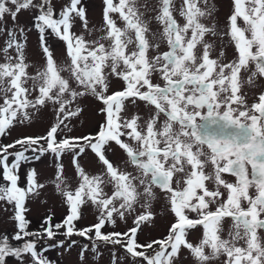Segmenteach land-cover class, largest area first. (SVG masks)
<instances>
[{
	"label": "snow or ice",
	"instance_id": "obj_1",
	"mask_svg": "<svg viewBox=\"0 0 264 264\" xmlns=\"http://www.w3.org/2000/svg\"><path fill=\"white\" fill-rule=\"evenodd\" d=\"M103 2V35L89 40L72 31L76 19L88 30L82 0H67L59 11L52 0H0V22L10 16L15 23L22 10H36L32 27L39 33L45 60L41 70L29 75L25 43L17 38L25 29L0 27V34L7 33L2 49L6 62L0 63V137L17 123L29 122V109L39 111L50 104L56 116L44 135L0 144V175L6 182L0 185V202L14 208L17 231L11 239L23 241L13 246L7 235L0 236V264L8 257L17 264H53L44 254L48 247L38 250L37 244L42 238L53 239L61 228L66 237L119 245L133 264H178L184 249L193 264H216L221 257L223 264H264V92L250 107L242 93L245 83L255 87L257 77H264V0H232L225 32L217 31L210 0H181L178 9L175 0H158L155 8L140 0ZM177 11L182 24L174 15ZM149 12H155L152 19L159 31H152ZM113 13L123 27L117 26ZM49 31L65 42L64 65H58L46 42ZM217 36L228 37L237 52L235 60L221 63L211 58L214 45L207 38ZM161 44L166 51H160ZM250 63L255 70L242 80V70L247 72ZM154 75L162 83H154ZM113 78L122 80L124 87L109 94ZM28 80L38 91L35 99H29L30 89L24 86ZM85 96L103 105L104 123L94 135L58 139V133L70 131L66 121L83 112L79 104ZM137 101L151 107L147 119L136 112L126 114V104ZM113 143L127 158L124 168L108 158ZM17 146L20 150L10 151ZM86 149L102 165L100 173L89 174L80 165ZM28 152L35 160L45 153L56 158L52 184L69 207L62 223L53 225L52 217H46L41 232L28 231L24 215L26 199L45 187L35 168L27 173L26 187L19 186L18 170L29 160ZM65 153L73 157L75 189L59 162ZM225 174L235 182H228ZM109 186L110 193L105 191ZM159 199L174 220L165 237L140 243L138 232L155 219L151 209ZM87 204L96 209L97 222L76 229L74 222ZM127 216L133 217V226L126 231H101L106 223L115 226ZM226 218L231 225L225 234ZM196 229L202 236L193 243L188 236ZM55 246L63 248L64 241ZM97 248L94 244L92 251ZM87 251V245L81 248V259Z\"/></svg>",
	"mask_w": 264,
	"mask_h": 264
},
{
	"label": "rangeland",
	"instance_id": "obj_2",
	"mask_svg": "<svg viewBox=\"0 0 264 264\" xmlns=\"http://www.w3.org/2000/svg\"><path fill=\"white\" fill-rule=\"evenodd\" d=\"M67 0H52V6L59 11ZM118 2V0H117ZM141 3H147L150 8H155L158 5V0H140ZM177 9L181 3V0H175ZM210 3L214 4V22L217 27L218 32H225L227 30V18L232 11L233 3L232 0H210ZM82 5L86 10L88 18V30L86 31L79 19L74 20L72 31L77 35H84L86 39H98L103 35L102 29L104 27L103 21V0H82ZM37 12L35 9L22 10L16 18L15 23L12 21L10 16H6L2 22H0V27L12 28V27H23L25 29V34L23 37L18 36V40L25 43L24 54L25 62L29 65L27 72L29 75H35L38 70L44 67L45 60L43 53L41 51V45L39 40L38 31L32 27L33 17ZM155 12H149L148 18L151 20L150 27L152 31H159L160 26L152 19ZM179 23H183V18L179 16L178 11L174 13ZM113 19L116 21L118 27H123V22L120 20L118 14H112ZM243 26V25H242ZM7 39V33L0 34V63L6 62L4 53L2 51L4 47V42ZM45 39L48 46L54 52L55 59L58 65H64L68 62L66 55V45L65 42L57 38L53 33L46 32ZM207 39L213 43L214 47L211 51V58H219L221 63H228L237 58V52L234 46L229 42L227 36L221 39L217 37H208ZM131 47V46H130ZM167 46L161 44L160 51H166ZM223 51L224 55L221 57L220 52ZM9 54L15 56V50L10 49ZM155 54L150 52V55ZM255 70L253 64H249V70L247 72L242 70L241 79L246 80L251 71ZM65 77L68 73H62ZM154 83H162L158 75L153 76ZM30 89L29 99H35L38 95V91L33 89V82L28 80L24 85ZM75 86V85H74ZM124 87V82L120 79L113 78L111 80V85L109 89V94L114 91L122 90ZM264 92V77H257L255 82V87H250L248 84H244L242 87V93L245 95L247 105L250 107L253 102H258L259 95ZM10 95V94H9ZM3 103L2 97H0V104ZM80 107L83 108V112L79 116L70 118L68 127L70 131L65 130L64 132L58 133V139L63 138V136H83V135H94L100 128V125L104 123L105 116L100 112L103 107L101 103L96 101L91 96H85L80 98ZM75 107V106H73ZM127 115H131L136 112L144 119H147L151 114L152 109L146 106L143 102L137 101L135 105L131 103L126 104ZM32 113V119L24 124L17 123L14 127L6 132V134L0 137V144H8L16 139L23 136H37L44 135L50 125L55 122V110L52 105H47L41 107L39 111H34L29 109ZM20 150V146L16 149L10 151ZM29 160L22 162L18 170L20 176L19 186L26 187V176L27 173L35 168L37 171L38 182L44 184L45 187L39 190V195H30L25 201V207L27 211L25 212V219L28 221L27 230L30 232H41L42 224L45 218L49 215L52 217V224L62 223L64 218L69 214V207L65 203L63 197L59 195L52 180L54 178L57 160L50 154L45 153L41 156L39 160L32 159L33 154L31 152L26 153ZM108 158L116 165L124 168L126 156L122 150H120L114 143L107 152ZM12 158H9L11 163ZM64 167V176L66 177L67 183L71 189H75L78 185V177L76 174L75 167L73 165V157L71 153H65L59 161ZM80 165L89 174H97L102 171V165L98 161L95 154L90 150L86 149L83 154L79 157ZM128 170L131 171V167L128 166ZM224 178L228 182H235V178L230 174H225ZM6 182L2 179L0 175V185ZM105 191L110 193L111 187H106ZM249 194L254 195L255 189L250 188ZM226 198V194H225ZM246 206V203L243 204ZM155 214V219L148 224L142 225V230L138 232V241L140 243H145L154 239H161L167 235L168 227L170 223L173 222L174 218L172 214L165 207L164 201L159 199L153 202L152 209ZM140 209L137 208V212ZM14 208L12 205L0 202V236L7 235L9 241L13 246L22 245L23 241L12 240L11 237L17 231V222L14 219ZM98 213L96 209L91 205L87 204L81 209V217L79 220L75 221L76 229L87 228L97 222ZM231 225L230 219H225L224 227L225 234L227 229ZM133 226V217L127 216L125 220L121 221L117 219L115 226L111 224H105L102 228V232L110 233L113 231L124 232L128 228ZM57 231V235L49 240L47 238H42L38 244L37 248L42 249L48 247V251L44 253L47 258L53 262V264H113V259L115 258V264H133V258L128 256V254L119 246L104 245L102 242L89 240L79 235H72L71 237H66L63 233L65 229L61 228ZM89 235L94 236V233ZM202 236V230L196 229L189 233L188 239L193 243H198ZM26 239H34V237H29ZM58 241H64V247L59 246L53 247ZM72 241H75L73 244ZM97 244L98 248L96 252L92 251L93 245ZM85 245L88 246V251L85 253L84 258L81 259L80 251ZM151 253V250H148ZM224 257H221L216 264H223ZM6 264H17V260L13 257L6 258ZM178 264H193V258L189 254L188 250L184 249L181 252Z\"/></svg>",
	"mask_w": 264,
	"mask_h": 264
},
{
	"label": "flooded vegetation",
	"instance_id": "obj_3",
	"mask_svg": "<svg viewBox=\"0 0 264 264\" xmlns=\"http://www.w3.org/2000/svg\"><path fill=\"white\" fill-rule=\"evenodd\" d=\"M254 103H255V102H253L252 104H254ZM252 104H251V105H252Z\"/></svg>",
	"mask_w": 264,
	"mask_h": 264
}]
</instances>
